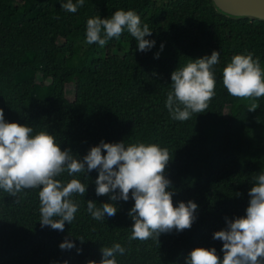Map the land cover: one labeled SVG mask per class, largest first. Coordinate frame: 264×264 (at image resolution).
Segmentation results:
<instances>
[{"label":"trees","instance_id":"trees-1","mask_svg":"<svg viewBox=\"0 0 264 264\" xmlns=\"http://www.w3.org/2000/svg\"><path fill=\"white\" fill-rule=\"evenodd\" d=\"M65 2L0 0V109L5 120L32 127L34 135L48 132L77 159L102 140L167 148L172 159L165 177L171 181L173 204L196 203V220L190 230L162 234L158 242L130 241L128 212L134 200L98 197L95 170L71 177L63 173L57 179L64 183L79 179L88 185L84 196L73 197L79 210L63 232L41 228L40 189L25 190L17 198L0 189V264H99L100 249L115 243L126 249L117 255L118 264H185L196 248H215L222 259V242L213 233L226 228V217L246 214L248 192L264 172V97H232L222 71L234 55L247 53L259 57L264 68V22L224 17L210 0H84L76 13L63 10ZM117 10H133L148 25L152 35L145 39L155 41L150 51H138L126 29L104 47L86 43L87 21L111 18ZM113 49L122 54H112ZM213 51L220 53L214 66L216 96L205 113L173 120L165 106L171 73ZM157 52L159 59L154 58ZM66 86L73 89L71 100L65 97ZM252 103L258 105L255 111H249ZM87 201L97 207L115 203L117 214L94 220ZM65 239L75 247L61 250Z\"/></svg>","mask_w":264,"mask_h":264},{"label":"clouds","instance_id":"clouds-1","mask_svg":"<svg viewBox=\"0 0 264 264\" xmlns=\"http://www.w3.org/2000/svg\"><path fill=\"white\" fill-rule=\"evenodd\" d=\"M84 0H67L61 8L76 13ZM125 29L135 38L140 52L150 51L155 46L146 23L133 10H117L111 18L100 16L89 19L86 28V43L104 47L109 40L119 39ZM103 33V35H102ZM164 45H160L162 52ZM160 52L155 54L159 59ZM220 63V53L191 60L185 67L171 73L172 91L168 92L165 106L173 120L187 121L192 114L205 113L216 96L214 66ZM223 86L227 93L238 99L256 100L264 97V68L260 58L253 53L237 54L223 68ZM258 105L252 103L249 111ZM33 128L9 123L0 109V189L17 198L25 190L40 189L39 213L41 228L64 231L65 223L71 224L79 205L75 195L84 196L88 185L79 179L64 183L57 177L63 173L74 176L79 173L98 172L95 193L108 196L112 202H127L134 206L128 212L133 221L129 240H155L173 230H190L196 220L198 205L193 201L173 204L171 181L165 177L166 166L172 159L167 148L143 142L126 145L125 142L105 143L91 147L82 159L74 157L70 149L61 150L55 137L48 132L33 134ZM103 153H106L104 155ZM239 195V194H238ZM249 204L246 214L229 220L226 228L213 233V239L222 242L223 258L215 248H196L185 264H264V172L255 177L248 192ZM87 211L92 219L105 220V216L117 214L115 203H103L100 207L87 201ZM83 243V238L79 239ZM61 250H70L75 244L68 239L59 245ZM99 264H118L117 255L123 256L126 249L119 243L100 249ZM81 249H77L80 254ZM88 264H96L89 260Z\"/></svg>","mask_w":264,"mask_h":264},{"label":"water","instance_id":"water-1","mask_svg":"<svg viewBox=\"0 0 264 264\" xmlns=\"http://www.w3.org/2000/svg\"><path fill=\"white\" fill-rule=\"evenodd\" d=\"M212 8L220 15L264 22V0H210Z\"/></svg>","mask_w":264,"mask_h":264},{"label":"rangeland","instance_id":"rangeland-1","mask_svg":"<svg viewBox=\"0 0 264 264\" xmlns=\"http://www.w3.org/2000/svg\"><path fill=\"white\" fill-rule=\"evenodd\" d=\"M58 43H61L60 40H58ZM112 54H115V55H121L122 52L120 50H116V49H113L112 50ZM72 95H73V89L71 86H66L65 87V97L69 100L72 99ZM224 114L227 115V108L224 110Z\"/></svg>","mask_w":264,"mask_h":264}]
</instances>
